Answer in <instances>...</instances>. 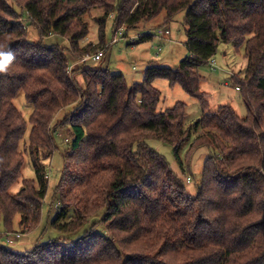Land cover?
<instances>
[{
  "label": "trees",
  "instance_id": "1",
  "mask_svg": "<svg viewBox=\"0 0 264 264\" xmlns=\"http://www.w3.org/2000/svg\"><path fill=\"white\" fill-rule=\"evenodd\" d=\"M14 2L40 39L29 42L23 13L0 0V45L15 57L0 73V264H264V0H121L117 7L116 0ZM94 8L104 11L96 19L99 44L82 46L88 36L84 17ZM113 12V36L120 26L128 32L162 12L166 23L184 12L189 56L174 68L149 65L142 82L134 84L108 67L80 64L105 45ZM53 34L67 38L69 47L45 45ZM140 35L131 37L133 45L153 37L150 31ZM220 42L236 52L244 47V75L232 77L246 107L244 117L229 104L210 112L200 90L198 67L210 64ZM157 79L200 101L202 117L187 125L183 103L158 112ZM20 92L33 108L28 121L13 103ZM72 104L75 110L56 121V114ZM68 123L70 145L55 189L61 208L51 224L72 233L104 209L105 235L90 230L75 242L53 239L14 252L1 240L14 232L8 229L17 216L28 232L40 223L46 161L57 148L53 134ZM193 133L194 145L212 153L192 197L186 181L147 141L171 145L177 156ZM26 153L35 179L23 180L13 195ZM70 208L73 218L60 223Z\"/></svg>",
  "mask_w": 264,
  "mask_h": 264
},
{
  "label": "rangeland",
  "instance_id": "2",
  "mask_svg": "<svg viewBox=\"0 0 264 264\" xmlns=\"http://www.w3.org/2000/svg\"><path fill=\"white\" fill-rule=\"evenodd\" d=\"M120 1L121 0H116L115 7L119 5ZM7 2L17 13H23L25 26L27 28V40L29 42L39 41L38 31L27 21V14L22 12L14 0H7ZM103 15L104 11L102 9L94 8L90 14L84 17L88 24V36L86 41H81L82 46L89 44L97 46L99 44V26L96 19ZM114 18L115 12L111 13L107 18L104 30L105 45L97 50H104L106 56L98 62L87 63V66L98 67L100 65L104 68L108 67L113 73L123 74L128 84H134L142 82L144 71L149 65L155 64L162 67L174 68L179 65L181 60L189 56V52L185 46L186 33L185 26L183 25L184 12L178 13L169 23L165 22L164 12H162L148 23L140 24L128 32L123 31L119 33L118 38H120V40L117 43L111 44ZM120 27L126 30L124 26ZM119 28H116V31ZM162 29H167L171 33L169 35L159 34L157 31ZM146 30L154 33V36L133 45L131 43V37L145 33ZM125 34L127 37L123 38L122 35ZM43 42L47 46H58L63 49L69 47V40L56 34L47 36ZM89 48L92 49V51H96L97 49L93 47ZM244 52V47H241L239 51L236 52L232 44L220 42L217 53L213 57L214 67H211L209 63L198 67V73L202 78L200 90L204 92L206 99L209 101L210 112L215 111L220 105L229 104L238 115L242 117L246 115L244 101L240 92L236 90V83L232 80L233 76L240 78L244 75L247 65ZM73 64L75 65V63ZM76 80L83 85L81 75H77ZM153 84L161 93L160 102L157 106L158 112L173 108L177 103H183L185 109V122L187 125L194 124L202 117L203 112L200 101L191 97L180 86H170L168 81L162 79L155 80ZM13 103L22 113L24 119L28 121L33 108L26 102L24 93H18ZM76 106L77 104H72L63 108L56 114L55 120L64 121L65 116L68 117V115L75 110ZM57 131L58 132L53 134L57 148L51 159L46 161L48 166V189L42 204L40 223L33 230L28 232L25 230L24 225H19V216H17L14 220L13 227L8 229V231H14L13 233L19 232L21 233V237L15 238V236H11L12 241L10 243H7L4 238L1 240L3 245L14 252L23 253L31 250L37 243H45L53 239L75 242L82 237L85 232L90 230H95L105 235L103 226L100 225L101 218L105 213L104 209L99 210L94 216L86 220L78 230L72 233L59 232L51 224L56 213L61 208L59 197L56 195L55 189L62 176L65 163L64 153L70 145V142L67 140V137H70V124L68 123L64 127L57 129ZM29 133L30 125L28 122L26 133L22 141V148H25L24 144L28 142ZM195 136L196 134L193 133L190 138L182 144L177 156L171 145L153 139L147 141L151 149L165 158L172 170L181 179L186 181V192L192 197L196 196L205 161L212 153L207 146L194 145L193 141ZM188 178L189 181H187ZM32 179H35V174L26 153L22 175L18 182L11 187L10 192L13 195L18 193L22 187V181ZM73 215V209L70 208L66 218L60 221V223L69 222L73 218ZM2 232L3 227L0 224V233Z\"/></svg>",
  "mask_w": 264,
  "mask_h": 264
},
{
  "label": "built area",
  "instance_id": "3",
  "mask_svg": "<svg viewBox=\"0 0 264 264\" xmlns=\"http://www.w3.org/2000/svg\"><path fill=\"white\" fill-rule=\"evenodd\" d=\"M122 31H123V28H122V27H120V28L116 31L115 36H113V38H112V40H111V44H113V43H117V42L120 40V38H118V34H119V33H122ZM157 32H158L159 34H164V35H169V34H170V32H169L167 29H162V30H159V31H157ZM151 34L154 36V33H151ZM140 36H141V35L138 34V35H136L132 40L138 39ZM159 50H160V49H159ZM104 54H105V51H104V50H100V51H97L96 53H93V54H91V55H85V56H83V57L79 60V63L87 64V63H89V62H98L101 58H103ZM209 62H210V64H211V66L214 67V60H213V59H210ZM73 65H74V64L70 65L68 70H70V69L72 68ZM236 89H237V88H236ZM187 181H189V178L187 179ZM11 236H15V238H20V237H21V233H19V232H16V233L11 232V233H9V234L6 235V237L4 238V240H5L7 243H10V242L12 241Z\"/></svg>",
  "mask_w": 264,
  "mask_h": 264
},
{
  "label": "clouds",
  "instance_id": "4",
  "mask_svg": "<svg viewBox=\"0 0 264 264\" xmlns=\"http://www.w3.org/2000/svg\"><path fill=\"white\" fill-rule=\"evenodd\" d=\"M14 54L10 51H3V46L0 45V73H4L8 70L9 65L14 60Z\"/></svg>",
  "mask_w": 264,
  "mask_h": 264
},
{
  "label": "crops",
  "instance_id": "5",
  "mask_svg": "<svg viewBox=\"0 0 264 264\" xmlns=\"http://www.w3.org/2000/svg\"><path fill=\"white\" fill-rule=\"evenodd\" d=\"M146 31H148V30H146ZM170 33H171V32H170ZM105 54H106V53H105ZM105 54H104V56H106ZM104 56H103V57H104ZM153 85H154V84H153Z\"/></svg>",
  "mask_w": 264,
  "mask_h": 264
}]
</instances>
